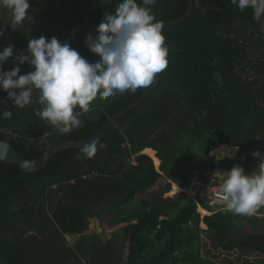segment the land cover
<instances>
[{"label":"trees","instance_id":"16d2710c","mask_svg":"<svg viewBox=\"0 0 264 264\" xmlns=\"http://www.w3.org/2000/svg\"><path fill=\"white\" fill-rule=\"evenodd\" d=\"M121 2L111 0L107 14H114ZM58 6L56 27L46 31L61 30L82 57L97 62L99 57L86 47V36L95 38L103 10L93 9L89 0H60ZM148 7L157 21L167 23L183 17L189 4L156 0ZM225 14L232 18L222 19ZM2 17L0 6V28ZM25 33L8 40L14 55L27 54ZM162 35L169 49L168 67L158 74V87L118 120L98 144L94 158L81 150H66L33 175L0 161V264H214L200 255L204 235L216 249L237 252L245 264H264V233L245 232L247 225L264 228V208L249 217L219 211L220 207L212 212L202 204L213 214L200 219L187 195L166 198L170 189L135 203L162 179L170 188L185 190L193 175L204 179L218 167L229 171L239 165L245 174L257 171L258 158L251 154H264V28L252 19L251 9L240 12L230 0H193L191 15L162 28ZM4 48L2 37L0 51ZM256 52L263 53L255 58ZM17 66L21 75L33 70L11 58L4 70ZM144 90L97 99L89 113L80 115V126L68 134L53 130L36 115L42 107L38 94L30 106L17 109L0 90V141L24 159L40 158L59 142L96 135ZM4 110L13 117L4 119ZM222 145L236 147L238 153L216 165L209 152L213 156ZM148 149L156 152L160 171L144 154ZM104 206L111 229L124 225L121 238L114 234L104 242L91 232V218ZM201 222L206 229L196 230ZM236 231L240 233L234 238ZM68 236L75 237L72 244ZM253 254L259 255L258 262L251 261Z\"/></svg>","mask_w":264,"mask_h":264},{"label":"clouds","instance_id":"9594fccd","mask_svg":"<svg viewBox=\"0 0 264 264\" xmlns=\"http://www.w3.org/2000/svg\"><path fill=\"white\" fill-rule=\"evenodd\" d=\"M230 2L240 12L251 9L252 19L264 28V0ZM155 3L156 0H143L141 5L137 0H122L114 14L105 15L95 38L86 36V47L99 57L95 63L88 62L67 41L61 43L55 37L29 39L26 55H14V46L9 44L0 51V90L7 93V100L17 109L30 106L33 93H37L42 107L36 115L53 130L70 133L81 124L80 115L89 113L97 99L106 101L117 94L146 89L167 69L169 49L162 35L163 24L148 7ZM0 6L11 10V28L29 18V0H0ZM4 35L5 29L0 28V38ZM10 58L19 65L27 63L33 70L23 75L19 66L5 71ZM2 115L4 119L13 117L8 110ZM97 151L96 141L81 148L88 159L94 158ZM251 155L259 161L255 173L245 174L237 165L218 174L221 199L226 210L235 215L250 217L264 208V154L256 150Z\"/></svg>","mask_w":264,"mask_h":264},{"label":"rangeland","instance_id":"374dc122","mask_svg":"<svg viewBox=\"0 0 264 264\" xmlns=\"http://www.w3.org/2000/svg\"><path fill=\"white\" fill-rule=\"evenodd\" d=\"M110 2H111V0H91V7L93 9L103 10L102 12L98 13V18L100 20L96 23L97 26L100 24V22L102 21L103 17L105 15H107V12L105 11V8H106V6L108 4H110ZM46 9L49 10V11H47L46 14H49L51 12V10H52V6L47 4ZM231 18H232L231 14H225V17L222 18V19L226 20V19H231ZM222 19H218V21H224ZM96 29H94V33L97 35ZM17 34L20 35V33H17ZM8 42L9 41L7 39V35H4V37H3V46L6 47ZM262 53L263 52H261L260 54H262ZM260 54L256 52L255 58L261 57ZM35 95H37V93L34 92L33 96H35ZM213 152H214V150H213ZM209 156L213 157L214 163L216 165H219V163H221L222 161H224L226 159L235 158V153H234L233 156L224 157L222 160H217L214 156L210 155V152H209ZM153 161H154V159H153ZM154 164H155V161H154ZM155 167H156L157 170H159L160 169V164H159V166H156V164H155ZM218 170H220L219 167L216 168L214 174H217ZM206 175H208V172H206ZM169 189H170V193L168 195H166V198H173L175 196H178V195H171L172 187L170 188L169 183L165 179H162L158 183L157 187L152 190V193L147 194V195L138 196L136 198V200H135V203H138L142 199H149L153 195H155L157 193H161V192L166 191V190L168 191ZM191 200H193V199H191ZM193 202L197 206V213H199L200 219H202L205 216H210L211 214H213L212 212H209V211L203 209L202 208V203L200 201H199V206L200 207H198V205L196 204V202L194 200H193ZM201 209L206 211V213H210V215L203 214L202 213L203 211ZM200 211H201V213H200ZM199 224H203V223L201 222ZM123 227H124V225H121V226H118L117 228L111 229L108 226V206H104L103 208L98 209L95 212L94 216L91 218V225H90L91 232L99 234L104 242L109 241L114 234H118V236L121 238L122 237V228ZM200 229L205 230L206 226L204 228L202 226H200ZM245 232L246 233H250V234L264 233V228L259 229L257 226L253 227L251 225H247L245 227ZM239 233H240V231H236V232H234L232 234V236L234 238H236ZM74 239H75V237H69L68 236L67 241H68L69 244H72L74 242ZM203 240L205 242V248L200 251V253H201L200 255L205 257V258H207V259H209V260H211L214 264H238V263L245 264L246 263V260L244 258H239V254L237 252L236 253H226V252H223V251L213 247L210 244V240L208 239V237L206 235L203 236ZM205 251H207V253ZM249 256H250L251 261H254V262H258L259 259H260L258 254H253V255H249ZM119 264H122V263H119Z\"/></svg>","mask_w":264,"mask_h":264},{"label":"water","instance_id":"95a60500","mask_svg":"<svg viewBox=\"0 0 264 264\" xmlns=\"http://www.w3.org/2000/svg\"><path fill=\"white\" fill-rule=\"evenodd\" d=\"M187 1L189 4V9L187 13L183 17L175 21L162 23L163 28L178 25L182 23L183 21H185L191 15L193 11V0H187ZM158 84H159V77L157 75V78L154 84L148 87L147 89H145L134 103L130 104L127 108L121 110L119 113L114 115L96 135L88 139L78 140V141L59 142L49 147L46 153L44 154V156H41L40 158H37L34 160H27V159L22 158L8 142L0 141V161L14 165L18 169H20L25 175H33L36 172H39L42 169H45L49 165V163L59 153L63 151L73 150V149L81 150V148L83 147L85 143H89L92 141H96L98 145L108 135L112 127L116 125L119 119H121L123 116H125L129 112L134 111L135 109L140 107L147 100V98L152 94V92L158 87ZM219 147H222L224 149H230L232 151L237 150L235 153V157L237 156L238 148L230 147L227 145H222ZM224 172H225L224 170H218L217 174H223ZM198 200L203 204V206H208L209 210L212 212H214L217 208V204L209 205L208 199L199 197ZM199 229H200V224L197 223L196 230H199Z\"/></svg>","mask_w":264,"mask_h":264},{"label":"crops","instance_id":"0c3cea01","mask_svg":"<svg viewBox=\"0 0 264 264\" xmlns=\"http://www.w3.org/2000/svg\"><path fill=\"white\" fill-rule=\"evenodd\" d=\"M59 1L60 0H29V18L25 19V21H23L21 24L16 25L14 28H11V10L1 6V11L3 12L2 19L4 21V29L5 35H7V39L10 41L11 36L17 33H20V35L23 36V31H25V45H28L29 39H32L33 37L39 38L40 36H44L46 39H51L52 37H55L60 42V39L65 38L64 42H66V40L69 38L64 37L65 34L64 32H61V30L57 31V34H51L49 33V31H46L49 28L56 27L55 17L57 12H59ZM89 3L91 4V0H89ZM47 4L52 6V10L49 14H46L47 11H49L48 9H46ZM97 27L98 26L96 25V28Z\"/></svg>","mask_w":264,"mask_h":264},{"label":"built area","instance_id":"2783aa9c","mask_svg":"<svg viewBox=\"0 0 264 264\" xmlns=\"http://www.w3.org/2000/svg\"><path fill=\"white\" fill-rule=\"evenodd\" d=\"M78 127H75L74 129ZM221 182L222 181L220 180L218 174H210V173H208V175L205 174L204 179H200L199 175L195 174L193 175V179L189 187L185 190H182L183 192L179 195L182 194L187 195L188 198H191L196 202L198 207H200L198 201L199 197L208 199L209 205L217 204V207H220L219 211H224L226 210V205L225 202H223V200L221 199V195L219 191V185ZM172 186L173 185H171V187ZM169 193H167L166 195H168ZM206 214L210 215V213H206Z\"/></svg>","mask_w":264,"mask_h":264},{"label":"bare ground","instance_id":"6f19581e","mask_svg":"<svg viewBox=\"0 0 264 264\" xmlns=\"http://www.w3.org/2000/svg\"><path fill=\"white\" fill-rule=\"evenodd\" d=\"M237 150L232 151L230 149H224L222 147L217 148L216 150H214L213 152V156L217 159V160H222L224 157H229V156H233L234 153H236ZM145 154L149 155L152 159H154L156 166H159L160 164V160L156 157V152L152 151V150H146L144 151ZM183 191L181 188H179L176 185L172 186V190H171V195H179L181 194ZM202 210V209H201ZM203 214H206V211L202 210ZM200 226H202L203 228L205 227V225L200 224Z\"/></svg>","mask_w":264,"mask_h":264}]
</instances>
